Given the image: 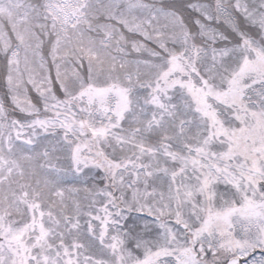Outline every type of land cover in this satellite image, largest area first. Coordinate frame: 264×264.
Listing matches in <instances>:
<instances>
[{"label": "snow or ice", "instance_id": "obj_1", "mask_svg": "<svg viewBox=\"0 0 264 264\" xmlns=\"http://www.w3.org/2000/svg\"><path fill=\"white\" fill-rule=\"evenodd\" d=\"M0 264H264V0H0Z\"/></svg>", "mask_w": 264, "mask_h": 264}]
</instances>
